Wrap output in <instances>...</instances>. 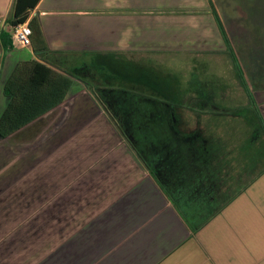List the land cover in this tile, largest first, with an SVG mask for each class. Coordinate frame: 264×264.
I'll list each match as a JSON object with an SVG mask.
<instances>
[{"label": "crops", "instance_id": "1", "mask_svg": "<svg viewBox=\"0 0 264 264\" xmlns=\"http://www.w3.org/2000/svg\"><path fill=\"white\" fill-rule=\"evenodd\" d=\"M13 2L0 0V33H8ZM221 3L39 0L29 18L40 22L42 59L31 44L4 49L0 37V115L5 81L30 59L65 74L87 69L92 86L110 89L105 74L156 92L120 116L155 161L154 174L92 89L71 76L61 104L0 138V264H264V70L248 60L243 71L233 48L252 78L247 92L212 15ZM178 55L185 64L217 59L224 65L206 73L222 81L229 66L239 80L230 88L212 77L197 80L199 88L178 81L166 62ZM124 62L133 69L119 70ZM139 67L172 72L167 99L157 96V75L132 74ZM182 89L193 93L186 102ZM216 113L241 116L247 132H220Z\"/></svg>", "mask_w": 264, "mask_h": 264}, {"label": "trees", "instance_id": "2", "mask_svg": "<svg viewBox=\"0 0 264 264\" xmlns=\"http://www.w3.org/2000/svg\"><path fill=\"white\" fill-rule=\"evenodd\" d=\"M38 1L39 0H14L7 22L12 26L27 22L32 32L30 37L32 49L35 54L42 59L47 52V45L40 27V22L35 16L29 18L30 11L35 7ZM212 15L217 23L224 43L230 51L232 60L236 66L238 77L244 88L247 90L244 74L232 50L223 22L213 6ZM0 37L1 39H6V43L5 41L3 43L4 49H7V45L8 48L12 46V39L8 33L1 32ZM86 70L79 69L70 72L69 74H65L53 70L43 61L30 59L18 62L8 79L5 81L2 89L3 94L8 97V102L0 115V138L8 137L36 118L61 104L70 91L73 82L71 77L82 79L92 89V93L108 113L110 118L118 126L122 134L125 132V129L121 126L123 117L121 118L120 116H125L131 111L133 112L135 109L138 110L137 96H146V93H156L155 91H144L141 88L138 89L135 82L114 81L113 79H110L109 76L101 74L104 79L103 81L109 83V90L120 93L117 95L118 99L115 100L118 104L115 107L111 106L112 108H108L106 104H104L105 99H102V95H99L98 90H96L98 87L94 88V85L92 86L89 80L83 78V74L86 73ZM90 76L94 77L93 74H90ZM98 89H103V87H99ZM104 89H108V87ZM118 117L121 118V121H119ZM130 145L144 162L146 167L152 174H154L155 161L148 155H145V153H143L142 150L131 141ZM211 214L212 212L210 211L208 215H204L203 217L198 216L196 219H193L192 221L190 220L189 223L192 227H197L204 223Z\"/></svg>", "mask_w": 264, "mask_h": 264}, {"label": "rangeland", "instance_id": "3", "mask_svg": "<svg viewBox=\"0 0 264 264\" xmlns=\"http://www.w3.org/2000/svg\"><path fill=\"white\" fill-rule=\"evenodd\" d=\"M222 3L219 5V14L221 16V20L223 21L225 28L230 29V32L232 33L235 40L240 42L232 43L230 42L234 51L237 52L240 58L241 66L244 71V68L246 67V61L253 60L255 64L264 70V0H220ZM216 2V0H215ZM216 5V4H215ZM235 46H239V49L237 50ZM249 50H247L246 48ZM243 51V52H242ZM249 56V58H248ZM187 57H183V55H178L176 57L167 59V61H170V66L173 67L174 70H177V80L181 82H185L189 79V81L194 85V87H200L197 83V80L200 82H206V80L210 81L209 77H212L211 80H214L215 82H223L227 83L229 85V88L232 86V82L238 81V77L235 75L233 70V67H226L224 78L222 81L216 80L214 75H209V73H206V68L209 67L210 64H213L211 67L212 69H217L216 66H223L224 64H221L222 62L218 61L217 59H200L201 57H196V59H193L191 62L194 64L192 66L193 73L186 74L185 71H188L189 68L187 65L189 64L190 60L187 62V64L184 63L188 59ZM245 58V59H244ZM190 62V66L192 63ZM221 64V65H220ZM119 70H123L127 73V69H133V66H130L127 63H123L120 66H117ZM155 69V68H154ZM156 71V70H154ZM150 68L144 67L139 69L136 68V71H133L132 74H137L136 78L141 79H148L151 77V75H157V83L156 86L161 91V94H157L159 97L166 98L167 96V90L163 91V89L170 84L173 78L172 72L170 74L168 73H158L157 71L154 72ZM242 71V72H243ZM264 72V71H263ZM196 74V75H195ZM244 74V73H243ZM246 74H248V71L246 70ZM245 77V76H244ZM246 85L252 86L251 82V76H246ZM159 78V79H158ZM221 78V79H222ZM94 83L95 88H99L101 85H99L95 80L92 81ZM144 82V81H143ZM173 84V81L171 82ZM214 86L216 84H213ZM212 85V87H213ZM185 88V84L183 85ZM209 86V90H213ZM96 89L99 92V95L101 94L102 99L104 100V104L108 108L115 107L118 103L115 101L117 100V95L120 94L119 92H114L109 89ZM168 89V88H165ZM215 90V89H214ZM147 91V90H144ZM166 92V94H164ZM145 93V92H144ZM180 93L183 95L178 98L181 102H186V99H191L193 96L192 91L188 90H180ZM184 93L187 95V98H185ZM148 94V93H146ZM111 107V108H112ZM231 115H219L216 113V115L211 116V121H213V124L219 125L220 132L222 131L221 127H224L227 132L225 133H246L248 128V123L244 122L243 118L241 116H235L233 117ZM221 125V127H220ZM121 126L125 129V132H123L124 137L127 141H130V138L132 137L133 140H131L132 143L140 146L137 141L136 133H133L129 126L123 121L121 123ZM140 149L142 148L139 147Z\"/></svg>", "mask_w": 264, "mask_h": 264}, {"label": "built area", "instance_id": "4", "mask_svg": "<svg viewBox=\"0 0 264 264\" xmlns=\"http://www.w3.org/2000/svg\"><path fill=\"white\" fill-rule=\"evenodd\" d=\"M7 32L12 39V44H18L22 46H29L31 44L30 37L32 32L26 22L13 26L8 23Z\"/></svg>", "mask_w": 264, "mask_h": 264}]
</instances>
